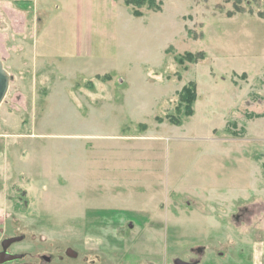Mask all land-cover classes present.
<instances>
[{"label": "rangeland", "instance_id": "1", "mask_svg": "<svg viewBox=\"0 0 264 264\" xmlns=\"http://www.w3.org/2000/svg\"><path fill=\"white\" fill-rule=\"evenodd\" d=\"M63 1L0 0V251L215 264L264 239V0H157L141 18L93 0L90 49ZM187 53L204 59L179 65ZM192 82L194 115L175 126Z\"/></svg>", "mask_w": 264, "mask_h": 264}, {"label": "crops", "instance_id": "2", "mask_svg": "<svg viewBox=\"0 0 264 264\" xmlns=\"http://www.w3.org/2000/svg\"><path fill=\"white\" fill-rule=\"evenodd\" d=\"M76 5L73 3H70L69 1L65 0L63 1V3H66L67 8L70 9H74L76 11L77 15H81V16H87L88 19V27L84 34H83V48L85 46H87L88 44V49H90V40H91V28L93 29V22L91 21V16H92V10L94 9V2L93 0H74ZM83 2L82 6L80 5V2ZM124 0H112V4L113 6H116L117 3H121ZM125 5V4H124ZM126 6V5H125ZM95 27V25H94ZM79 50V49H78ZM77 50V51H78ZM77 56H80V54L78 53ZM161 212V211H160ZM133 219H136V216H133ZM171 218V217H170ZM176 221L175 218L173 219V217L171 218V223L175 224L174 222ZM250 237H244V240H240L241 245L239 247L235 246L237 248L236 250V258L233 259V261L230 262H222V261H218L215 264H264V239H248ZM238 239V238H237ZM247 239V240H245ZM230 241H226V243H228ZM243 244V245H242ZM227 247H221L220 252H223V254L221 255V257L225 258V254L227 252ZM231 251H229L230 253ZM11 253V251H10ZM206 253L204 254L205 257ZM8 264H21V262L18 261H14L12 263H8ZM150 264V263H149Z\"/></svg>", "mask_w": 264, "mask_h": 264}, {"label": "trees", "instance_id": "3", "mask_svg": "<svg viewBox=\"0 0 264 264\" xmlns=\"http://www.w3.org/2000/svg\"><path fill=\"white\" fill-rule=\"evenodd\" d=\"M233 1L235 2V9L239 11V6L236 0ZM124 4L127 8H129L131 14L136 18H141L144 16V13L141 12L142 8H144L146 11L156 13L162 11V2L157 0H124ZM203 59V53H198L197 56L192 53H187L184 57L178 58L177 62L179 65H182L184 60H189L191 63H197ZM178 99V104L173 109V111L175 110L176 112L168 114L170 123L175 126L182 125L184 118H190L194 115V107L197 101V85L192 82L184 86L178 95ZM232 127H235V125L232 124ZM234 133L235 132L231 134L233 135Z\"/></svg>", "mask_w": 264, "mask_h": 264}, {"label": "water", "instance_id": "4", "mask_svg": "<svg viewBox=\"0 0 264 264\" xmlns=\"http://www.w3.org/2000/svg\"><path fill=\"white\" fill-rule=\"evenodd\" d=\"M9 88V77L4 69V66L0 60V105L2 104ZM18 239H8L3 242V251L0 252V264L12 263L21 259V256L11 254L8 252V248L16 242ZM176 264H197V263H185L183 261H177Z\"/></svg>", "mask_w": 264, "mask_h": 264}, {"label": "flooded vegetation", "instance_id": "5", "mask_svg": "<svg viewBox=\"0 0 264 264\" xmlns=\"http://www.w3.org/2000/svg\"><path fill=\"white\" fill-rule=\"evenodd\" d=\"M3 251V248L1 249V251L0 252H2ZM8 252H10V247L8 248Z\"/></svg>", "mask_w": 264, "mask_h": 264}]
</instances>
